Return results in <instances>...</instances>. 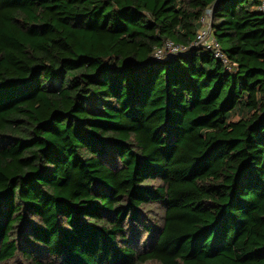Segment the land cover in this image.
<instances>
[{
	"label": "trees",
	"instance_id": "16d2710c",
	"mask_svg": "<svg viewBox=\"0 0 264 264\" xmlns=\"http://www.w3.org/2000/svg\"><path fill=\"white\" fill-rule=\"evenodd\" d=\"M242 1L0 0V264H264V11ZM209 8L228 65L153 58Z\"/></svg>",
	"mask_w": 264,
	"mask_h": 264
},
{
	"label": "built area",
	"instance_id": "2783aa9c",
	"mask_svg": "<svg viewBox=\"0 0 264 264\" xmlns=\"http://www.w3.org/2000/svg\"><path fill=\"white\" fill-rule=\"evenodd\" d=\"M259 10L264 11V0H261ZM212 14L213 10L211 8L205 11L200 20L201 27L198 30L196 39L190 46L176 44L175 42L168 40L161 47L155 49L153 58L156 60H166L186 53L190 48H202L211 51L218 60L222 61L225 65H228L229 61L221 44L213 34Z\"/></svg>",
	"mask_w": 264,
	"mask_h": 264
},
{
	"label": "rangeland",
	"instance_id": "374dc122",
	"mask_svg": "<svg viewBox=\"0 0 264 264\" xmlns=\"http://www.w3.org/2000/svg\"><path fill=\"white\" fill-rule=\"evenodd\" d=\"M250 3H253L252 0H250ZM242 4H245V0L242 1ZM221 47L224 49L226 47V43L225 42H221ZM156 212L158 214V217L161 218V216L163 215V211L161 209H156ZM147 239V236L145 234H141V241L144 242ZM148 264H157V263H148Z\"/></svg>",
	"mask_w": 264,
	"mask_h": 264
}]
</instances>
